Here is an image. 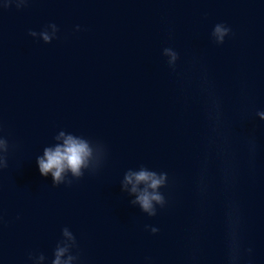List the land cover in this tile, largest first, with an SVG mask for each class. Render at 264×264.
Listing matches in <instances>:
<instances>
[{
	"label": "water",
	"instance_id": "water-1",
	"mask_svg": "<svg viewBox=\"0 0 264 264\" xmlns=\"http://www.w3.org/2000/svg\"><path fill=\"white\" fill-rule=\"evenodd\" d=\"M4 0H0L3 4ZM55 23L58 39L33 38ZM226 24L223 45L212 31ZM79 25L81 31L77 32ZM178 53L170 67L164 49ZM264 0H30L0 9V264H264ZM60 131L93 145L71 186L37 157ZM102 145L104 154L95 146ZM168 175L150 217L128 170ZM146 226L159 229L153 234Z\"/></svg>",
	"mask_w": 264,
	"mask_h": 264
},
{
	"label": "clouds",
	"instance_id": "clouds-1",
	"mask_svg": "<svg viewBox=\"0 0 264 264\" xmlns=\"http://www.w3.org/2000/svg\"><path fill=\"white\" fill-rule=\"evenodd\" d=\"M29 2L30 0H4L3 4H0V9H10L15 4L17 10H22L28 6ZM75 30L81 31L80 26L77 25ZM58 32V26L51 23L40 32L30 30L28 34L33 38L42 39L46 44H51L54 39H58ZM230 35H232L231 28L223 23H217L212 31L213 40L218 45H223ZM164 55L168 57L169 66L174 68L179 59L178 53L171 48H165ZM257 115L264 120V111L258 112ZM55 140H63V144L57 143L54 147H45L43 156L37 157L41 175L45 178L51 175L54 186L58 187L62 184L71 186L73 181L67 179L68 173L79 180L83 178L85 170L97 168L93 163V145L90 141L65 131H60ZM95 148L99 153L104 154L102 145H96ZM8 151L7 139L0 138V169L8 167ZM122 183L125 191L128 190L127 186L131 185V194L136 197L130 202L131 205H138L143 213L150 217L157 215V206L164 208L167 204L160 191L168 184V175L165 172L158 173L143 166L138 171L130 169L125 173ZM146 228L150 229L153 234L159 231L158 228L152 226H146ZM62 236L63 239L54 249L51 264H75L78 256L73 255L72 250L78 246L76 237L67 227L62 230ZM29 259L33 261V264H45L46 256L43 253L38 256L30 254Z\"/></svg>",
	"mask_w": 264,
	"mask_h": 264
}]
</instances>
